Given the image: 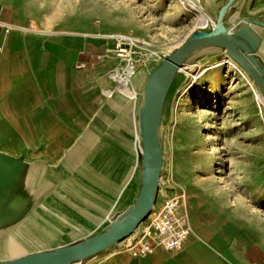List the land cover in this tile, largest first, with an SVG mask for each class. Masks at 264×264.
<instances>
[{
    "label": "water",
    "instance_id": "1",
    "mask_svg": "<svg viewBox=\"0 0 264 264\" xmlns=\"http://www.w3.org/2000/svg\"><path fill=\"white\" fill-rule=\"evenodd\" d=\"M205 17L181 43L145 58L109 91L62 156L0 130V264H73L108 251L155 208L184 67L223 52L264 98V8L250 0H188ZM193 69H195L193 67ZM15 142V144H13Z\"/></svg>",
    "mask_w": 264,
    "mask_h": 264
},
{
    "label": "rangeland",
    "instance_id": "2",
    "mask_svg": "<svg viewBox=\"0 0 264 264\" xmlns=\"http://www.w3.org/2000/svg\"><path fill=\"white\" fill-rule=\"evenodd\" d=\"M26 1L29 2L35 16L43 18L50 24L60 19H68L73 23L72 25H75L76 21L86 22L90 24L89 27L77 26V28L83 29L86 33L106 35L114 32H131L149 41L148 49L143 48L133 53L130 59L120 58L111 51L114 44L99 52L101 55L110 53L116 56L121 61L119 69L122 71L131 62L136 63L138 56L158 55L178 45L202 20L200 11L182 0ZM10 2L12 0H0L4 5H9ZM263 8L264 0H250L251 11ZM104 19L110 26L102 25ZM140 28H144L146 34L142 33ZM152 50L155 53L151 54ZM228 58L226 53L214 52L201 56L194 63L195 70L213 63H219L223 67L221 85L214 92L210 93L209 90L204 89L210 86L209 81H211L206 72L197 81L191 82L189 79L178 93L174 102L172 121L168 125L166 134L164 181L168 186H172L174 181L179 182L181 185L178 189L181 192L188 188L189 194H193L192 198L205 210V213L208 206L204 205L202 200L220 208L225 207V210L240 203V206L246 209V214L250 216L244 220L242 214L240 221L246 223L250 221L249 218L257 214L256 218L263 222L259 230L264 237V190H256L262 179L253 177L255 174H264V137L260 134L255 118L249 116V109L256 104L255 99L240 74L228 66L226 62ZM119 69L113 70V73ZM200 79L202 80L199 82ZM117 86L119 83L116 80L115 87ZM200 109H203L202 114L199 112ZM79 134L75 137L77 138ZM43 140L45 146L42 153L52 162H56L66 148L59 149L57 154H53L47 147L45 138L39 142ZM205 154L212 156L208 164L213 160L210 163L212 167L208 170H205L203 163L199 162V156ZM173 187L162 194L160 206L165 194L174 193ZM193 225L197 226L196 223ZM235 227L237 230L241 228L237 223ZM236 235L238 236V233L234 230L232 237ZM228 236L231 237L230 234ZM261 241L264 242V238ZM125 246L127 248V244ZM163 249L179 252L182 248ZM106 252L98 254L89 263L104 264ZM120 256L115 250L112 253L111 263L121 264Z\"/></svg>",
    "mask_w": 264,
    "mask_h": 264
},
{
    "label": "crops",
    "instance_id": "3",
    "mask_svg": "<svg viewBox=\"0 0 264 264\" xmlns=\"http://www.w3.org/2000/svg\"><path fill=\"white\" fill-rule=\"evenodd\" d=\"M33 18L39 31L26 29ZM0 21L15 25L0 23V130L38 143L45 138L50 149L67 148L116 85L113 70L121 61L110 53L100 60L91 58L114 42L106 34L86 33L68 19L50 24L35 16L26 0L0 3ZM202 202L208 206L206 218L215 221L210 230L203 233L190 216L192 231L179 252L158 247L139 257L120 253L121 264H264V237L259 230L263 222L252 216L242 223V214L244 220L250 217L243 206L239 213ZM236 223L240 230L234 228ZM254 224L256 230H251ZM230 225L238 236H228ZM243 230L251 234L247 240L239 238ZM251 247L255 255L249 253Z\"/></svg>",
    "mask_w": 264,
    "mask_h": 264
},
{
    "label": "bare ground",
    "instance_id": "4",
    "mask_svg": "<svg viewBox=\"0 0 264 264\" xmlns=\"http://www.w3.org/2000/svg\"><path fill=\"white\" fill-rule=\"evenodd\" d=\"M182 1H187L193 8L197 9L188 0H182ZM201 15H202L201 23H203L205 21V17H204V15L202 13H201ZM33 19H35L37 21L36 18H33ZM37 24L39 26L38 21H37ZM74 24L76 26H78V27H83V28H87V27L90 26V24H86V22L81 23V22L76 21V22H74ZM102 25L103 26H106V27L110 26L109 23L105 19H104ZM39 30H40V27H39ZM139 30L142 33H145L146 34L144 28H140ZM142 57L143 56H141V57L138 56V58H136L137 61L139 59H141ZM228 57L229 58L226 61L227 64H228V66L230 68H234V70H236V73L238 72L240 74V76L244 79L243 81L246 82L247 87H248L249 91L251 92L252 97L255 99L256 104H255V106L251 107V109H249L250 110L249 116L252 117V118L253 117L255 118L257 124L259 125V129L261 131L260 134H261V136L264 137V98L261 95V93L259 92V90H258L257 86L255 85L254 81L251 79V77L249 76V74L246 72V70L238 62H236L232 57H230L229 55H228ZM194 66H195L194 64H189L186 67H184V69L186 70V72L189 74V79H190L191 82L192 81H197L199 78L202 77L203 74H205L206 72H208V74L210 76V79H211V81H209L210 86L204 87V89L205 90H209L210 93H212V92L215 91V89L218 88V86L221 85V81L223 79V72H222L223 71V67L219 63H213V64L208 65V66L198 67L196 70L195 69H192ZM119 68H120V66L118 67V69ZM134 70H135V68L127 66V67H125L124 71H122V69L121 70L119 69V70H117V71H115L113 73V77L118 81L119 87L123 91H125L127 93H130L131 90L126 85V82L128 80L129 75ZM206 77H208V75H206ZM201 80L202 79H200L199 82ZM210 93L208 94V96L206 97V99L209 97ZM191 100H192V98H191ZM202 110L203 109H200L199 110V112L201 114L203 112ZM174 121H176V116L175 115H174ZM50 152H52L53 154H57L59 152V149L58 148H53V149H51ZM211 158H212L211 155H206V154L199 156V162L203 163V165L205 167L204 168L205 170L211 169L212 165L210 163H212L213 160H210L211 162L208 164V161ZM253 177L255 179L259 178V180L262 179V182L259 181V184H258L259 186L256 188V190H259V191L264 190V174L263 173L261 175L255 174ZM162 179H163V184L159 188L157 200H156V203H155V208L149 214V218H151L155 214L156 210L159 208V206L161 204V201H160L161 199L160 198H161L162 194L165 191H167L168 188L173 187V186H174L173 189H176V191H177L178 190V186L181 185L179 182H175V181H174V183H173L172 186L166 185L165 184V181H164V172L162 174ZM188 191H189L188 188L185 189L184 194L186 195V198H187L189 213L191 215V220H192L193 223H196L197 225H199V228L201 229V231L203 233H205V232L208 231L209 228H211L212 226L215 225V221H212L210 219V217H208V218L205 217V212H204L203 208H201V206L198 205L197 201L192 198L193 197V194L190 195ZM233 208L235 210H237L239 213L240 212L242 213L241 210H242L243 207L240 206V203L238 205H235ZM254 216L256 217L257 214H254ZM206 219H207V223H206ZM143 224H144V221H142L138 225L137 229L131 235H129L125 239L121 240L116 245L112 246L106 253H104V254H107V257L103 260L104 261V264L109 263V262H111L113 260L112 253L115 250H117L121 254L129 253L128 248H126L125 244L128 245V243H130L138 235V233L140 232ZM253 226H254V228H252L251 230H256V226L257 225L254 224V225H252V227ZM228 229H227V231L229 232V234L232 235V233L234 232L233 226L230 225ZM248 236H251V234L249 232H247L246 230H243V232H240L239 233L240 240H247ZM249 253L255 255L257 253V251H256V249H252V247H251V248H249ZM97 256H98V254L95 255V256H93V257H91V258H88V259H86L84 261L74 262L73 264H91L89 262L92 261Z\"/></svg>",
    "mask_w": 264,
    "mask_h": 264
},
{
    "label": "built area",
    "instance_id": "5",
    "mask_svg": "<svg viewBox=\"0 0 264 264\" xmlns=\"http://www.w3.org/2000/svg\"><path fill=\"white\" fill-rule=\"evenodd\" d=\"M7 9V7H6ZM8 27L15 26L13 23L3 22ZM26 29L29 31H39V26L35 19H29ZM114 42L111 51L123 59H130L133 53L141 49H148L150 42L135 36L133 33L114 32L106 35ZM109 51V49H108ZM155 51H151V54ZM100 53H92L94 60L101 59ZM150 56V55H149ZM148 55L139 59L136 63L131 62L128 66L136 68ZM86 64L82 63V66ZM192 231L190 213L187 198L184 192L179 189L173 194H165L162 205L155 214L144 220V224L138 235L127 245L129 253L133 257H139L153 252L158 247L169 250H178L184 246L185 239Z\"/></svg>",
    "mask_w": 264,
    "mask_h": 264
}]
</instances>
